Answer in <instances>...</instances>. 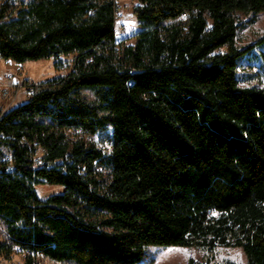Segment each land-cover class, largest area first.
I'll return each instance as SVG.
<instances>
[{
	"label": "trees",
	"instance_id": "trees-1",
	"mask_svg": "<svg viewBox=\"0 0 264 264\" xmlns=\"http://www.w3.org/2000/svg\"><path fill=\"white\" fill-rule=\"evenodd\" d=\"M118 10L0 6V60L76 55L0 113V257L141 264L153 247L239 248L264 264V88L242 84L252 49L237 43L239 15L264 0H138L133 44L115 34ZM39 185L63 191L42 199Z\"/></svg>",
	"mask_w": 264,
	"mask_h": 264
},
{
	"label": "rangeland",
	"instance_id": "rangeland-1",
	"mask_svg": "<svg viewBox=\"0 0 264 264\" xmlns=\"http://www.w3.org/2000/svg\"><path fill=\"white\" fill-rule=\"evenodd\" d=\"M4 0H0V6ZM118 13L122 14L121 25L127 34L118 37L126 44H133V36L140 27L133 16V9L138 0H117ZM245 28L240 32L237 43L241 48L251 47L252 51L241 63L239 71L244 86H255L264 88V42H259L264 37V12L253 19V14L245 13L239 15ZM254 22H251V20ZM76 55L63 56L60 59L31 61L17 64L12 61L0 60V113H5L12 107L23 103L28 99L27 86L40 84L58 77L66 76L72 72ZM11 77L12 86L7 82ZM91 98L92 96L89 95ZM42 152L37 154L38 165ZM40 198L47 199L49 196L59 194L63 188L48 185L36 187ZM6 227L0 220V241H6ZM148 261L141 264H189L190 260L204 264H247L243 251L239 248H219L214 253L208 254L197 249L186 248H149ZM38 264H60L45 257H37ZM0 264H26V254L16 249L10 258L0 257Z\"/></svg>",
	"mask_w": 264,
	"mask_h": 264
},
{
	"label": "built area",
	"instance_id": "built-area-1",
	"mask_svg": "<svg viewBox=\"0 0 264 264\" xmlns=\"http://www.w3.org/2000/svg\"><path fill=\"white\" fill-rule=\"evenodd\" d=\"M121 19H122V14L118 13L117 14V24H116V29H115V34H116L117 37H122V36H125L127 34L125 28L120 23ZM9 81H13V79H11V77L7 78V82L10 85L15 86V85H13V82H9ZM27 89H28L27 95H28V98H29L30 96H32L34 94V90L30 86H27ZM77 134L81 135V136H85L86 138L92 139V140H94L96 142L99 141L97 136L86 135L82 130H78Z\"/></svg>",
	"mask_w": 264,
	"mask_h": 264
}]
</instances>
